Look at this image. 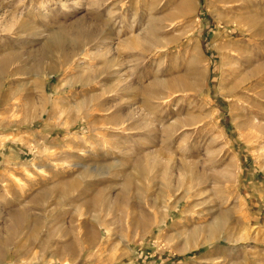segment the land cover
<instances>
[{"label":"rangeland","instance_id":"1","mask_svg":"<svg viewBox=\"0 0 264 264\" xmlns=\"http://www.w3.org/2000/svg\"><path fill=\"white\" fill-rule=\"evenodd\" d=\"M6 57L0 264H264V0H0Z\"/></svg>","mask_w":264,"mask_h":264},{"label":"bare ground","instance_id":"2","mask_svg":"<svg viewBox=\"0 0 264 264\" xmlns=\"http://www.w3.org/2000/svg\"><path fill=\"white\" fill-rule=\"evenodd\" d=\"M18 25V24H17ZM93 30V28H92ZM97 31V30H95ZM94 33V32H93ZM88 35V34H87ZM86 35V36H87ZM85 36V35H84ZM89 37L91 38V34H89ZM81 44V42H78V41H74L71 43V47L72 49H76L77 46H79ZM61 45H62V41H61V32H58L55 36H53L51 38V40L48 41L47 43V49L44 48L43 52L39 53L36 57V60L38 61V63L40 64V59H43L46 57V55H48V51L49 49L48 48H52L54 47L56 50H60L61 51ZM63 46V45H62ZM13 56V55H12ZM19 57V56H18ZM15 58V56H14ZM17 59V58H16ZM33 59V58H32ZM15 60H13V58H4L0 61V77L4 76L5 74V68L7 66H9L11 64V62H13ZM35 71V70H34ZM7 75V74H6ZM198 75V74H197ZM49 79V78H48ZM199 79V78H197ZM47 91V90H45ZM37 105V104H36ZM136 162V161H135ZM139 161L136 162V166L139 168ZM142 169V167H140V170ZM87 172V171H86ZM86 172L83 173V175H86ZM82 178L79 177V179H83V176L81 175ZM85 177V176H84ZM85 179V178H84ZM82 181H80L81 183ZM79 183V185H80ZM83 183V182H82ZM81 183V184H82ZM77 186V184H72V185H69V186H62L61 190H63L62 192V195L63 197H66L67 195V192H69L73 187L75 188ZM33 187V186H32ZM42 188V187H41ZM43 195H46V193L44 192ZM64 199V198H63ZM66 199V198H65ZM90 201V200H89ZM100 201H103V199L100 197V195H96L94 197L91 198V201L89 202L90 204V207L95 209L96 208L98 209L99 208V205H100ZM32 204L35 206V207H38V206H41L42 205V202L39 198H33V201H32ZM86 204V203H85ZM88 209V208H87ZM172 209V208H171ZM167 220V219H166ZM11 222H12V228L10 230V232L12 234L14 233H21V231L23 229L26 228V226H30V225H33V229L31 231V234L34 235V236H40V226L42 224V221L40 220V218L38 217H33V216H30V214L26 211H15V212H12L11 213ZM221 227V223L220 224H215L213 227L210 228V235L207 236V238L205 239L204 242H199L192 247V248H197L199 246H204L206 244H209V243H212V242H215L216 239H217V236L216 235L217 233H219V229ZM196 235V232H193L191 234V236H195ZM188 249H186V251H188ZM259 264V262L257 263Z\"/></svg>","mask_w":264,"mask_h":264}]
</instances>
